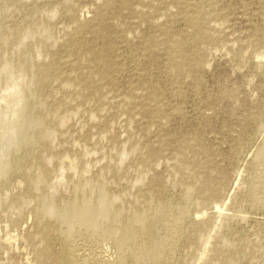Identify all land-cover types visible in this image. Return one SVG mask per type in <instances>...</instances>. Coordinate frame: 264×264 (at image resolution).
I'll return each instance as SVG.
<instances>
[{"label":"rangeland","instance_id":"374dc122","mask_svg":"<svg viewBox=\"0 0 264 264\" xmlns=\"http://www.w3.org/2000/svg\"><path fill=\"white\" fill-rule=\"evenodd\" d=\"M263 157L264 0H0V264L113 252L45 211L104 199L113 229L191 219L167 264H264Z\"/></svg>","mask_w":264,"mask_h":264},{"label":"bare ground","instance_id":"6f19581e","mask_svg":"<svg viewBox=\"0 0 264 264\" xmlns=\"http://www.w3.org/2000/svg\"><path fill=\"white\" fill-rule=\"evenodd\" d=\"M25 99L26 98H23V101H25ZM30 99V98H29ZM27 114V113H26ZM15 115H17V113L15 114ZM13 124V123H12ZM22 128H23V126H21ZM15 129V128H14ZM14 129L12 128L11 129V132L12 131H14ZM15 132H17V131H15ZM14 133V132H13ZM15 137H14V139L12 138V146L13 145H17L18 144V142H20V140H21V138L19 137V134H13ZM17 135V136H16ZM6 139V138H5ZM29 139H31L30 140V142H29V144H27L26 146H28V148H33V146H35L34 145V142H37V140H36V138L35 137H32V138H29ZM28 143V142H27ZM25 146V145H24ZM25 148V147H24ZM27 150V149H26ZM8 155V154H7ZM264 158V157H263ZM261 160V159H260ZM260 160H259V162H260ZM21 158L19 157V156H17V157H13L12 158V160L9 162V164L7 163V167H6V174H8L7 173V171H9V170H16V169H18L20 166H21ZM262 161H264V160H262ZM261 165H262V162H261ZM256 166V165H255ZM259 166H260V164H259ZM263 166H264V164H263ZM263 166H261V167H263ZM257 167H258V165H257ZM255 169H257V168H255ZM262 168H260V170L259 171H257V172H263V170H261ZM256 171V170H255ZM1 172V171H0ZM264 173V172H263ZM263 173L261 174V175H263ZM4 174H5V172H4ZM256 174H258V173H256ZM259 175V174H258ZM257 176V175H256ZM262 177V176H261ZM264 177V176H263ZM42 181L43 180H41L40 179V181H38V187H41L40 185L42 184ZM264 182V181H263ZM44 183V182H43ZM254 190V189H253ZM255 191H257V189L256 190H254V192ZM253 192V193H254ZM258 192V191H257ZM256 193V192H255ZM260 194V193H259ZM255 195H257V194H255ZM262 195V194H261ZM262 197V196H261ZM259 198V197H258ZM257 197H256V200L258 199ZM86 200H88V199H86ZM255 200V201H256ZM259 200H261V199H259ZM53 202V204L51 203H48L49 204V206H46L45 208H46V212L48 213V214H56L57 215V218H58V220H59V222L60 223H65L66 225V227H64V224H63V226H62V228L64 227L65 228V230L63 229H61L62 231H64V233L65 232H67L66 233V237H68V233L70 232V231H72V230H74V228H75V226L77 225H79L80 227H82V226H85V228L86 227H89V225H91V227H93V229H92V231L90 230L89 232L90 233H95V230H97L98 228V233H100V234H102L103 236H106V235H109V236H111V237H114L115 239H111V243L113 244V252H110V253H107V254H104V252H103V250L102 249H99V250H97L95 247H97L99 244V242H101L100 241V239H91V236L88 238V239H83V240H85V241H82V243L80 242V244L78 243L77 245H72V246H74V250L71 248V251L73 250V254L69 257L70 259L69 260H67V263L68 264H95V263H93V260L94 259H98L99 258V256L101 257L102 255L104 256V255H107V257H106V260L108 259H114L115 260V262H117V263H115V264H167L170 260L169 259H167L168 257H166V256H164V255H162V253L160 254V252H158V247H160L163 243H164V239L166 238V236H164L165 238L163 239V235H162V238L160 237V236H157L156 235V231L157 230H159V229H157V228H159L160 226L161 227H163V228H165V229H168V230H170V229H172L173 228V226H175V225H178V224H184L185 222H186V220L188 219H190V218H187V219H183V220H181L180 218H177V220L178 219H180V220H178V221H176V218L175 217H173V218H175V220L173 219V218H164L163 216H160V212H158V214H155V213H145V217H147V224H145L144 226H141V224H140V227L139 228H137L136 227V224H135V229L133 230V229H125L123 226L124 225H122V227L123 228H115V229H113L112 227H110V225H111V223H112V221H113V219H114V215H112V214H109L107 211V214L108 215H106V217H102V213H101V211H99L98 212V210L99 209H101L102 208V206H105V204H106V200L104 199V200H102V201H100L99 203H96V204H90V202L89 203H87V204H85L84 205V203H83V206H88L86 209L87 210H85V209H83L81 206V204H79V203H81V202H75L74 204H72V206L69 208L68 207V209H66V210H62L61 212L59 211L58 212V210H57V208H55V205H54V201H52ZM92 203V202H91ZM47 204V205H48ZM184 205H186L185 203H184ZM70 206V205H69ZM114 206V205H113ZM161 206V205H160ZM168 206V205H167ZM172 205H170V207H171ZM183 206V205H182ZM174 206H172V208H173ZM66 208H67V206H66ZM80 208H82L83 210H85V212L82 210V209H80ZM156 208V207H155ZM163 208V207H162ZM165 208V207H164ZM183 208V207H182ZM181 208V209H182ZM185 208V207H184ZM157 209H160V207L159 208H157ZM167 209H168V207H167ZM166 209V210H167ZM177 209V208H176ZM175 209V210H176ZM180 209V208H179ZM178 209V210H179ZM60 210V209H59ZM155 210L156 209H154V212H155ZM162 210H164V209H162ZM172 210V209H171ZM171 210H169V211H171ZM44 211V212H45ZM159 211V210H158ZM177 211V210H176ZM147 212V211H146ZM166 212H168V211H166ZM172 212H173V210H172ZM178 212V211H177ZM47 213H46V215H47ZM156 213H157V210H156ZM162 213H164V212H162ZM171 213V212H170ZM175 213V212H174ZM181 213V212H180ZM187 213V212H186ZM105 214V213H104ZM179 214V213H178ZM178 214H176V217L178 216ZM118 215V214H117ZM135 215V214H134ZM162 215V214H161ZM174 215V214H173ZM183 215V214H182ZM181 215V216H182ZM116 216V215H115ZM142 216V215H141ZM144 216H142V218L144 217ZM166 216V215H165ZM171 216V215H170ZM175 216V215H174ZM184 216V215H183ZM167 217V216H166ZM116 218V217H115ZM185 218V217H184ZM140 219V218H139ZM146 220V219H145ZM191 220V219H190ZM142 221H144L143 219H142ZM141 221V222H142ZM117 222V221H116ZM145 222V221H144ZM138 223H140V222H138ZM62 224H60V225H62ZM203 224V223H202ZM100 225H102V226H100ZM120 225V224H119ZM118 225V226H119ZM133 225V224H132ZM131 225V226H132ZM138 225V224H137ZM76 226V227H77ZM134 226V225H133ZM120 227V226H119ZM127 227H130V226H127ZM131 228V227H130ZM79 229V231H80V228H78ZM177 229V228H176ZM176 229H175V231H176ZM182 229V228H181ZM161 230V229H160ZM75 231V230H74ZM78 231V230H77ZM77 231L76 232H73V233H76L77 234ZM82 231V230H81ZM163 231V230H162ZM179 230H177V232H178ZM84 232V231H83ZM164 232V231H163ZM162 232V233H163ZM169 232V231H168ZM168 232H166V233H168ZM79 233V232H78ZM81 233V232H80ZM97 233V234H98ZM161 233V234H162ZM165 233V232H164ZM163 233V234H164ZM170 233V232H169ZM60 234H63V232L62 233H60ZM84 234H86V233H84ZM92 234H90V235H92ZM172 234V233H171ZM170 234V235H171ZM176 234V233H175ZM175 234H173L172 236L174 237V235ZM69 235H72L71 233H69ZM102 235H101V237H102ZM165 235V234H164ZM167 235V234H166ZM63 236H65L64 234H63ZM80 236V235H79ZM95 236V235H94ZM100 236V235H99ZM108 236V237H109ZM169 236V235H168ZM107 237V236H106ZM173 237H171L172 239L170 240V241H172V240H174L173 239ZM180 237V236H179ZM182 237V236H181ZM169 238V237H168ZM167 239V238H166ZM177 239V238H176ZM105 240V239H104ZM178 240V239H177ZM176 240V241H177ZM167 240H165V242H166ZM168 241H169V239H168ZM78 242V241H77ZM76 242V243H77ZM172 242H175V241H172ZM167 243V242H166ZM74 244V243H73ZM165 244V243H164ZM174 244V243H173ZM172 244V245H173ZM177 244H178V242H177ZM165 245H167V244H165ZM171 245V244H170ZM103 246V245H102ZM175 246H177L176 245V243H175ZM67 248H68V246H67ZM165 248H167V247H165ZM165 248H163V249H165ZM169 248V247H168ZM170 248H171V246H170ZM169 248V249H170ZM174 246H173V249H171V250H173V251H175L174 250ZM162 248H161V250H163ZM160 250V251H161ZM176 250H178L177 248H176ZM69 251V250H68ZM162 252H165V251H162ZM169 252V251H168ZM177 252V251H176ZM71 253V252H70ZM170 253V252H169ZM168 254V253H167ZM170 254H168V256H169ZM175 254H173V256H174ZM98 256V258H96ZM172 257V256H171ZM102 258V257H101ZM104 261H105V258H104ZM100 262V261H99ZM107 262V261H106ZM111 262H114V261H112L111 260ZM104 263V262H103ZM103 263H101V264H103ZM110 262H108V264H109ZM105 264V263H104Z\"/></svg>","mask_w":264,"mask_h":264}]
</instances>
